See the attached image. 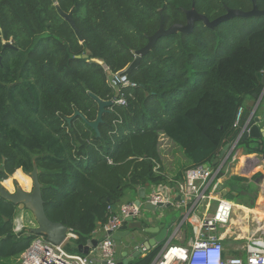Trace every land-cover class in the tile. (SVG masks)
Returning <instances> with one entry per match:
<instances>
[{
  "label": "trees",
  "instance_id": "16d2710c",
  "mask_svg": "<svg viewBox=\"0 0 264 264\" xmlns=\"http://www.w3.org/2000/svg\"><path fill=\"white\" fill-rule=\"evenodd\" d=\"M256 2L264 9V0ZM57 3L71 11L81 42L52 0H0V182L11 189L13 174L29 188L27 174L36 164L45 213L76 235L66 246L77 252L124 195L131 201L146 183L147 190L167 183L161 135L182 150L190 166L213 165L222 147L238 137L237 110L263 86L264 16L232 18L214 29L197 21L191 33L159 38L127 74L136 86L114 91L107 75L133 60L161 17L165 27L185 23L184 11L194 4L214 19L225 7L251 9V0ZM248 20L255 26L240 29ZM6 42L14 47L3 49ZM89 92L101 99L125 98L124 105L114 103L103 115L100 136L74 116L78 110L89 121L96 118ZM239 141L247 153L264 152V146H253V138ZM231 180L245 184L241 177ZM18 211L0 196V264L19 256L35 237L28 227L13 231ZM160 247L127 264H150Z\"/></svg>",
  "mask_w": 264,
  "mask_h": 264
},
{
  "label": "built area",
  "instance_id": "2783aa9c",
  "mask_svg": "<svg viewBox=\"0 0 264 264\" xmlns=\"http://www.w3.org/2000/svg\"><path fill=\"white\" fill-rule=\"evenodd\" d=\"M120 71L111 73L117 77L120 87H135L136 83L129 80L127 75L118 76ZM114 103L124 105L126 103L124 96L115 97ZM241 116L242 107H239L235 115V125L238 124ZM238 139L239 136L235 142ZM261 160L264 165V155ZM220 172L221 166L216 167L215 164L190 166L184 171L183 181L178 184V188L191 198V206L181 213L171 238L164 239L150 264H264V239L261 237L249 236L246 243L236 248L241 254H227L225 251L224 229L230 224L233 205L219 187L217 178ZM173 191L174 189L168 183L153 185L146 189L143 198L137 195L135 200L123 202L117 208L115 207V211L111 212L106 221L98 226L102 237L97 240L96 246L89 248L87 254L68 252L64 248L66 241L56 245L48 241L44 235L38 234L19 255V260L21 264H117V241L112 235L123 225L140 221L144 212H148L145 205L168 202L171 205L170 198ZM212 200L216 201V205L211 214L194 216V211L197 209L208 210ZM180 205L182 201L177 204L178 207ZM108 209L111 208L108 207ZM148 218L153 221L156 217L148 216ZM186 221L192 223V238L186 244L172 243L171 239H180V227ZM24 227L27 228V225L24 224L22 216H17L14 219L13 231L18 233ZM259 231L262 232V230ZM69 238H76L70 230L67 234V239ZM257 239L261 240L257 241ZM137 249L145 254L150 247L141 244Z\"/></svg>",
  "mask_w": 264,
  "mask_h": 264
},
{
  "label": "crops",
  "instance_id": "0c3cea01",
  "mask_svg": "<svg viewBox=\"0 0 264 264\" xmlns=\"http://www.w3.org/2000/svg\"><path fill=\"white\" fill-rule=\"evenodd\" d=\"M256 95V97L253 95L247 96L243 101L241 106L242 124L240 131L244 127L245 123L248 122V120L252 119L253 117L260 118L264 111V85L262 86V90ZM258 128L260 131V136L258 138H253V146L258 147L260 150L264 146V125L259 124ZM161 140H165L166 144L168 145V148L164 151L162 150V152L160 150L162 146L160 144ZM228 144L229 149L225 151V157L220 158L219 162L215 164L216 167L221 166V172L218 174L217 178L221 191L223 192L226 190L228 186L234 188L233 185H237L238 189H240L241 186H245L244 188H247V190L252 192L255 191L256 193L253 204H250V198L247 196H239L238 200H241L240 203H233L230 200L233 205L232 214H235V217H231L230 224L224 229L226 236L223 239V245L227 254H241V252L236 250V248L240 244L246 243L249 236L254 235L264 239V165L261 160L264 152L258 151L254 153H247L245 146L243 143H240V141L236 143L234 140ZM175 147L176 145L167 137L163 135L159 137V151L164 173L167 177V183L174 189L172 198H170L172 203L170 207H167V209L169 208V210L173 211V213H176V215L170 220L168 226L165 220H162L161 218L159 219L158 217H156L153 221L149 220L147 214H143L141 220L137 221L139 223H144L145 227L156 228L160 225H164L167 228L165 236L167 239L171 238L172 233L177 226L178 221L180 220L181 213L185 212V210L191 206V198L188 195L183 194V192H181L178 188V184L183 181L184 171L190 167V161L184 156L182 150L178 147V149H180L178 150L180 153L177 152V156L174 157H179L183 163L181 162L180 165L173 167H170L169 165L166 167L165 165V163L169 161L168 158L173 156ZM19 170L21 171V169ZM233 176L243 178V182L245 184H234L231 180ZM135 198H133V200H135ZM126 201L130 200L124 196L120 202L123 203ZM181 201L182 205L178 207L177 204ZM215 205L216 201H210V207L208 210L205 211L202 208L197 209L194 211V216L201 217L204 213L208 215L211 214L215 208ZM259 230H262V232ZM140 231L142 232V240L138 243L136 241H127V239L117 241V260H121L123 257V252H126V257L132 258L134 253L138 251V246L141 244L146 246L148 233H145L142 230ZM179 235L180 239H171L172 243L186 244L190 241L193 236L191 221H186L181 225ZM101 237L102 232L97 228L93 232V236L91 238L98 240ZM259 240L261 239H257V241ZM161 243L162 242L159 244ZM156 245H158V243L150 246V249ZM139 254L142 253L139 252Z\"/></svg>",
  "mask_w": 264,
  "mask_h": 264
},
{
  "label": "water",
  "instance_id": "95a60500",
  "mask_svg": "<svg viewBox=\"0 0 264 264\" xmlns=\"http://www.w3.org/2000/svg\"><path fill=\"white\" fill-rule=\"evenodd\" d=\"M56 5L57 11L60 16L69 23L71 28L74 30L78 40L81 42L83 40L79 29L77 28L75 21L72 17L71 11L68 13L61 10L59 7L57 0H52ZM252 7L249 10H241L238 8H230L225 7V12L214 19H209L205 14L199 13L195 8L194 4L190 9L185 10V23L175 22L167 27L163 25V19L160 18V24L158 29L151 35L147 37V42L144 46L134 51L133 60L120 72H118V76L129 74L134 68L139 66L141 57L148 53L156 41L164 36H168L177 32L180 33H191L194 29V24L197 21L203 23V25L207 28L214 29L220 23L230 20L232 18H248V17H260L264 16V9H259L257 6L256 0H251ZM14 47L11 42L4 43L3 49ZM89 53L82 54L83 57H87ZM1 58V55H0ZM108 84L114 89V91H118L120 87V83L117 77L111 73L107 75ZM261 83L264 85V75L261 78ZM89 96L97 103V114L96 118L92 121L86 119L84 115L80 111H75L74 116H80L82 120L92 128L97 136H100L99 124L103 121V115L109 112V108L114 104V99H101L96 96L92 92H89ZM254 97L257 95L254 94ZM71 117H67L66 121L70 122ZM259 124L264 125V111L260 118L253 117L245 123L244 127L239 133V139H245L247 137L258 138L260 136V131L258 128ZM237 141V142H238ZM236 142V143H237ZM229 149V144H226L222 147L218 156L213 161V165L219 162L220 158L225 157V151ZM225 169V168H224ZM38 170L36 164H33V169L29 173V178L31 179V190L25 191L20 187H17L14 192L6 189L3 184L0 182V196L8 201H11L14 204L18 205V208H27L30 210L34 216L36 221V225L30 228V232L34 235L42 234L46 237L48 241L53 244L59 245L66 241L67 234L69 228L62 224L61 222H55L50 220L44 210V202L41 194V184L38 180ZM148 183L145 184L144 187H140L137 190V195L140 198H143L146 193V189L148 187ZM224 196L229 199H238L239 196H247L251 198L250 204H253L255 195L248 190L238 189L227 187L226 190L223 191ZM170 207V202L163 204L157 203L156 205L147 204L145 208L147 211L155 214L163 211L165 208ZM115 208V206L113 207ZM151 217L154 218L153 215ZM157 217V216H155ZM129 221L131 219H128ZM133 230H142L145 233H148L146 246L150 247L156 243H160L163 239H165L167 228L164 225H160L156 228L154 227H145V224L139 222H130L121 227L119 231H116L112 237L116 241H121L122 239H127L130 241L129 236L131 231ZM157 233V234H156ZM156 234V235H155ZM97 239L91 238L86 244H79L77 246V252L87 254L90 247L96 246ZM139 252L136 251L134 253V257L138 256ZM121 260L117 261V264H127L129 262L128 257H126V252H123ZM17 264H21L18 262Z\"/></svg>",
  "mask_w": 264,
  "mask_h": 264
},
{
  "label": "rangeland",
  "instance_id": "374dc122",
  "mask_svg": "<svg viewBox=\"0 0 264 264\" xmlns=\"http://www.w3.org/2000/svg\"><path fill=\"white\" fill-rule=\"evenodd\" d=\"M252 26H255V23L253 21L248 20V21H246V23L243 26L240 27V29H242L244 27L247 28V27H252ZM160 144L162 145L161 148H160L161 152H162V150L164 151V150H166L168 148V145L166 144L165 140H161ZM176 147H175V151H173V156L169 157L168 158L169 161H167V163H165L166 167L168 165L170 167L177 166V165H180V163L182 162L179 159V157H174V156H177L176 154H177V152H179L178 150H180V149H178V147L177 148ZM27 176H29V175L27 174ZM8 178H10L11 182H12V188L11 189H8L7 187L4 186V184H3L4 180L1 181V183L3 184V186L6 189L10 190L11 192H14L17 187H20V188H22L25 191H30L31 190V185H30L29 188H27L23 184H20L19 181L13 177V174L10 175ZM30 182H31V179H30ZM124 196H125V198H131V195L129 193H127ZM231 201L233 203H240L241 202V200H238V199H233ZM144 214H147L148 216L153 215L154 217L157 216L159 219L161 218L162 220H165L167 222L166 223L167 226L169 225V222L173 218V216L176 215V213H173V211L169 210V208L168 209L166 208L163 211L155 213V214H153V213H151L149 211L148 212L145 211ZM19 215L22 216L23 222H24L25 225H27L28 228H31L32 226L36 225V221L34 219V216H33L32 212L30 210H28L27 208H19L18 216ZM231 217H235V214H232ZM129 239H130V241H136L137 243L140 242L142 240V232L140 230L131 231ZM66 242L64 243V248L68 252H74V251H72L70 248H68L66 246ZM161 242L163 243L164 240H162ZM18 262H20L19 256H16V257L11 258L10 261L8 262V264H17Z\"/></svg>",
  "mask_w": 264,
  "mask_h": 264
},
{
  "label": "flooded vegetation",
  "instance_id": "af4514ba",
  "mask_svg": "<svg viewBox=\"0 0 264 264\" xmlns=\"http://www.w3.org/2000/svg\"><path fill=\"white\" fill-rule=\"evenodd\" d=\"M243 190H247V188H243ZM249 191V190H248ZM249 192H252V191H249ZM253 195H256L255 191L252 192ZM249 198V197H248ZM250 201H251V198H250Z\"/></svg>",
  "mask_w": 264,
  "mask_h": 264
},
{
  "label": "bare ground",
  "instance_id": "6f19581e",
  "mask_svg": "<svg viewBox=\"0 0 264 264\" xmlns=\"http://www.w3.org/2000/svg\"><path fill=\"white\" fill-rule=\"evenodd\" d=\"M261 220V219H260ZM262 221V220H261Z\"/></svg>",
  "mask_w": 264,
  "mask_h": 264
}]
</instances>
